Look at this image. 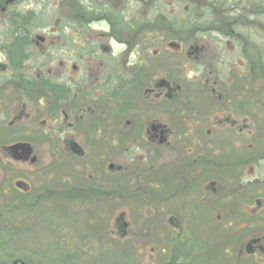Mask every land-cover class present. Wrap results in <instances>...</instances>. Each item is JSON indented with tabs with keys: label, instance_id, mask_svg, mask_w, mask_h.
Returning a JSON list of instances; mask_svg holds the SVG:
<instances>
[{
	"label": "flooded vegetation",
	"instance_id": "1",
	"mask_svg": "<svg viewBox=\"0 0 264 264\" xmlns=\"http://www.w3.org/2000/svg\"><path fill=\"white\" fill-rule=\"evenodd\" d=\"M259 12V0L169 13L164 0H0V214L55 229L89 214L130 264L222 250L261 264Z\"/></svg>",
	"mask_w": 264,
	"mask_h": 264
},
{
	"label": "rangeland",
	"instance_id": "2",
	"mask_svg": "<svg viewBox=\"0 0 264 264\" xmlns=\"http://www.w3.org/2000/svg\"><path fill=\"white\" fill-rule=\"evenodd\" d=\"M204 1L208 3L210 0ZM174 3L178 10L183 12L185 0H164L166 13L176 8ZM200 3L204 4L203 1ZM259 3L258 16L262 24L261 29H264V0H259ZM198 9L202 13L206 12L205 7ZM89 216L84 214L81 221L78 215H73L74 219L66 225L63 222L61 229H55L57 221L51 223L44 219L46 217L44 214L24 216L17 225L14 223L15 217L11 214H0V264H8L16 258L23 259L29 264H130L124 257L127 252L126 243H119V240H116L109 245L104 241L106 231L96 228L98 225L94 223L93 218H90V221L89 218L86 219ZM101 240L103 241L100 242ZM96 252L100 256H96ZM218 254L219 256L214 253L209 262L198 260L188 264H236L223 258V254L229 255L226 250ZM99 258H102L101 261ZM132 264L146 263L134 261ZM261 264H264V261Z\"/></svg>",
	"mask_w": 264,
	"mask_h": 264
},
{
	"label": "water",
	"instance_id": "3",
	"mask_svg": "<svg viewBox=\"0 0 264 264\" xmlns=\"http://www.w3.org/2000/svg\"><path fill=\"white\" fill-rule=\"evenodd\" d=\"M15 263H16V262H15ZM21 264H26V263L22 261Z\"/></svg>",
	"mask_w": 264,
	"mask_h": 264
}]
</instances>
